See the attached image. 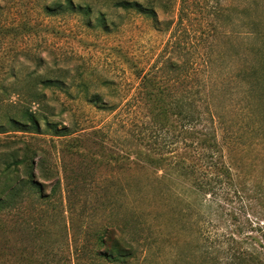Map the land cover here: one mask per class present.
<instances>
[{"label": "rangeland", "instance_id": "374dc122", "mask_svg": "<svg viewBox=\"0 0 264 264\" xmlns=\"http://www.w3.org/2000/svg\"><path fill=\"white\" fill-rule=\"evenodd\" d=\"M26 156L43 191L0 205V264H264V0H0L3 199ZM107 228L132 258L102 256Z\"/></svg>", "mask_w": 264, "mask_h": 264}, {"label": "trees", "instance_id": "16d2710c", "mask_svg": "<svg viewBox=\"0 0 264 264\" xmlns=\"http://www.w3.org/2000/svg\"><path fill=\"white\" fill-rule=\"evenodd\" d=\"M186 0H183L185 2ZM69 6H73L72 3L69 4ZM119 6H123L126 9L130 8H136L137 10H142L145 15L148 17H154V9L152 7L150 8H144L142 5L133 2V4H129L127 2L120 3ZM182 12V11H181ZM150 80V79H149ZM152 86L154 84H151ZM158 91L155 93L157 99L155 100L156 102L159 103V106L161 107V110L165 112V114L168 115H175L176 118L182 123L184 127V133H191L193 131V128H190L194 122H197V117L192 115V110L193 106H191V103H177L175 107L171 103H166L164 100L165 96V91H163L161 88H157ZM92 102L94 104H100V97L95 96L92 99ZM162 104V105H161ZM165 106V109L163 107ZM166 116V117H167ZM12 122V125L15 126L16 128H19V126H26L29 125L36 130L40 128V118L36 114H33L31 112H24L23 116L21 119L17 118H11L9 120ZM190 137V135H189ZM192 138L195 140H202L201 143L198 142L197 145L204 150L206 153H204L203 157L204 159H207L209 163L212 164L210 161L209 157V152L208 148H212L214 143L213 139L211 140L208 136H206V139H203V137L200 135L198 131L194 132L192 135ZM212 144V145H211ZM186 161L181 162L182 167L179 169V172L182 173L178 175L179 176H194L199 180L200 178L197 177L196 173L198 169H196V165H188ZM20 165H23V172L19 173V169L14 170V173L10 171V166L7 165V170L6 171V185H5V192L10 193L12 196L11 198L5 200L0 196V205L4 204H10L12 201V198L14 196H18L22 190H29V191H36V192H42L43 191V184L38 183L36 174H35V169L32 166L33 163L30 159V157L26 156L23 157L21 160ZM177 166V165H176ZM203 175H209L207 172H203ZM219 182V181H217ZM204 183V182H202ZM206 186H209L210 183L205 182L204 183ZM118 229V227H117ZM119 231V230H118ZM96 243H100L101 246H104L105 251L102 253L103 257L108 258L109 260L115 261V262H124L127 261L129 258L133 257L134 253V246L132 245L133 241L128 240L125 236L122 235V233L119 235L118 232L113 229V228H107L103 231H100L96 234ZM243 255L241 254V257ZM247 257V256H246ZM247 258L254 262V260H257L258 263H264V257L260 256H255L254 254L249 255ZM253 259V260H252ZM244 260V259H243Z\"/></svg>", "mask_w": 264, "mask_h": 264}]
</instances>
